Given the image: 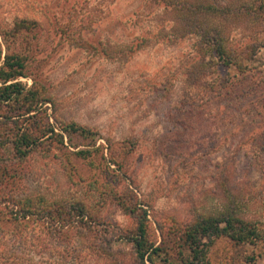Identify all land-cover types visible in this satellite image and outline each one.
<instances>
[{
    "label": "rangeland",
    "instance_id": "374dc122",
    "mask_svg": "<svg viewBox=\"0 0 264 264\" xmlns=\"http://www.w3.org/2000/svg\"><path fill=\"white\" fill-rule=\"evenodd\" d=\"M210 1L223 17L206 20L234 51L230 66L201 52L182 21L168 41L174 15L145 0H0V30L37 24L35 43L23 45L29 75L18 81L42 89L51 100L43 116L64 136L63 146L46 140L17 169L23 196L83 208L96 230L110 224L112 238L138 226L123 207L130 187L149 213L150 241L171 254L169 263L162 254L145 264L178 263L187 253L173 228L229 209L257 223L263 239H215L207 264H264V16L229 15L263 0ZM67 126L88 138L69 136ZM79 150L92 153L72 154ZM33 228L27 238L17 237L22 227L0 228V264H132L126 241H115L116 256L107 258L103 232L59 243L40 240L39 223Z\"/></svg>",
    "mask_w": 264,
    "mask_h": 264
},
{
    "label": "trees",
    "instance_id": "16d2710c",
    "mask_svg": "<svg viewBox=\"0 0 264 264\" xmlns=\"http://www.w3.org/2000/svg\"><path fill=\"white\" fill-rule=\"evenodd\" d=\"M145 1L150 5L156 4L157 7L174 15L173 32L165 34L168 41L178 33V25L182 21L185 35L195 36L201 52L203 49H211L213 58L217 59L221 66L231 65L234 51L227 47L224 32L206 20L209 16L223 17L220 6L210 0ZM229 15L260 20L262 15L264 16V0L258 5L253 3L238 6L230 10ZM36 25L31 20L23 19L18 20L10 30H0V38L5 47L4 51L0 44V228L22 227L25 232L17 233V237L27 238L30 229H34V222L39 223L42 227L40 240L44 242L51 239L59 243L70 242L76 235L88 237L95 234L99 238V232H103L105 236L101 242L106 247L100 246V249L107 250L105 253L107 258L116 256L112 252L115 241H126L133 249L132 264H145L146 261L153 263L154 257L162 254L166 257L165 262L169 263L171 254L164 248L166 243L156 246V243L150 241L149 213L144 210L142 204L135 201L137 195L130 187L122 193L126 196L123 198V207L135 217L138 226L133 233L119 230L112 238H107L110 224L104 223L102 224L105 226L104 230H96L93 225L86 222L87 215L83 208H74V204L69 206L65 202L53 205L44 203L37 206L30 196H23L21 190L23 179L17 169L22 167L33 153L42 148L46 140L60 138V144L64 145V136L56 133L47 115L43 116L45 114L42 110L43 106L51 103L49 102L51 100L41 91H37L42 89H36V86L26 89L22 82L18 81L21 77L29 75L30 59L26 52L29 51L30 46L26 45L24 49L23 45L35 43ZM161 34L163 32L160 36ZM65 131L69 136L78 135L84 139L89 135L85 128L78 126H67ZM91 153V151L79 150L72 154L80 157ZM127 193L132 197H127ZM257 226V223L241 218L235 209H229L219 215L201 216L179 227L177 232L175 226L173 232L178 235L177 241L183 250L181 257L185 255L184 251L187 253L176 264H207L209 248L213 241L219 238H228L236 245H255L263 239ZM115 263L117 264L116 260Z\"/></svg>",
    "mask_w": 264,
    "mask_h": 264
}]
</instances>
